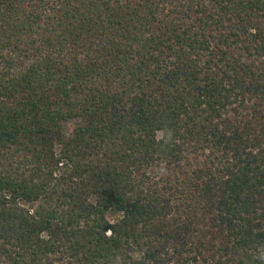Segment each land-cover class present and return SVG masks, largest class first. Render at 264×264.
Wrapping results in <instances>:
<instances>
[{"label": "trees", "instance_id": "obj_1", "mask_svg": "<svg viewBox=\"0 0 264 264\" xmlns=\"http://www.w3.org/2000/svg\"><path fill=\"white\" fill-rule=\"evenodd\" d=\"M0 264H264V0H0Z\"/></svg>", "mask_w": 264, "mask_h": 264}, {"label": "rangeland", "instance_id": "obj_2", "mask_svg": "<svg viewBox=\"0 0 264 264\" xmlns=\"http://www.w3.org/2000/svg\"><path fill=\"white\" fill-rule=\"evenodd\" d=\"M201 160V159H200Z\"/></svg>", "mask_w": 264, "mask_h": 264}]
</instances>
